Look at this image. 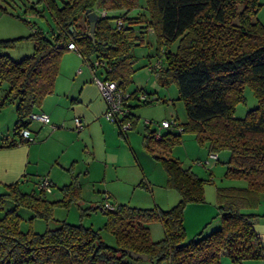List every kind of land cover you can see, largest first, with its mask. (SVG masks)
Returning a JSON list of instances; mask_svg holds the SVG:
<instances>
[{"label":"trees","instance_id":"16d2710c","mask_svg":"<svg viewBox=\"0 0 264 264\" xmlns=\"http://www.w3.org/2000/svg\"><path fill=\"white\" fill-rule=\"evenodd\" d=\"M38 2L46 6L54 29L46 34L30 26L28 36L0 41V48H11L24 39L33 47L32 54L19 61L0 54V84H7L0 107L13 103L16 117L12 139L0 147L29 144L21 141L19 131L28 129L29 115L53 92L69 42L86 64L104 63L97 70L98 77L129 92L125 105L134 128L138 117L132 110L158 100L146 91L128 90L135 71L132 51L152 35L155 56L164 58V64L152 73L161 86H176L187 122L178 124L181 131L164 128L161 134L146 126L142 142L162 165L166 187L176 190L179 200L169 210L124 204L110 211L100 207L105 215L102 228L115 238L112 247L103 242L100 229L83 224L63 221L42 234L20 231L17 209H28L34 217L48 220L54 206L80 200L79 177L71 169L70 181L60 188L62 198L57 201L48 200L39 188L25 192L19 182L3 185L0 210L7 201L14 209L0 217V264H130L126 261L130 252L147 255L151 264H223V256L231 264L264 261V243L253 230L264 218L257 211L264 195V24L254 20L261 8L259 0H144L145 15L99 17L95 43L85 34V11L94 10L97 0ZM29 10L43 17L35 7ZM115 20L122 22L121 29L115 27ZM174 43L175 50H169ZM245 87L252 91L257 105L243 118H236L235 107L243 101ZM141 93L146 95L144 100L139 99ZM183 132L193 133L209 154L228 150L225 176L247 182L246 187L217 188L220 228L189 240L183 211L188 203L203 202L204 180L168 155ZM152 221H158L163 230V238L156 242L148 228Z\"/></svg>","mask_w":264,"mask_h":264},{"label":"rangeland","instance_id":"374dc122","mask_svg":"<svg viewBox=\"0 0 264 264\" xmlns=\"http://www.w3.org/2000/svg\"><path fill=\"white\" fill-rule=\"evenodd\" d=\"M28 1L0 0V41L16 39L20 36L26 37L32 32L30 26L39 28L46 34L54 29V23L45 8L46 6L38 2V0ZM55 1L61 4V0ZM116 1L119 2L120 0ZM122 1L124 2V0ZM125 1L133 4L132 9L130 8L131 16H138L137 14L141 12V6H144V0ZM259 3L261 8L254 20L264 24V0H259ZM29 7H35L37 11L42 13L43 17L33 15ZM147 40L144 45L137 46L132 51L135 71L132 74V83L128 90H143L150 93L151 97H157L158 100L148 105L140 104L132 110V114L138 117V120L134 128L127 131V134L131 135V146L127 145L129 154L127 153L126 161H129L130 164H127L124 155H122L121 168L114 169L107 163L109 168L106 170L103 168L100 171L99 166L92 164V169L87 177H81L78 173H75L79 176L80 200L77 203L71 202L67 206H54L51 218L48 220L34 217L33 213L28 209H17V213L21 218L19 225L21 232L32 230L35 233L42 234L46 230L57 228L63 221L73 225L83 224L94 229H100L103 242L114 247L116 244L114 236L102 228L105 222V215L100 207H102L105 196H108L107 200L113 206L118 204L135 208H152L156 206L162 210H169L177 204L179 200L177 191L166 187V174L162 165L154 158L151 152L145 149L142 140L143 135L146 133L145 121H151L148 126L149 130L161 134L166 131V129L159 128V124L163 119L175 121L177 124H184L187 122V115L183 102L178 100V91L174 84L166 87L159 84L158 88L153 86L154 75L148 70V67L154 66L158 61L163 65L164 58L161 56L160 59H157L155 56L154 38L152 35L148 36ZM175 48L176 43L172 44L169 50L174 51ZM32 50V43L24 39L15 42L11 48H0V54H7L12 60L19 61L23 57L31 55ZM97 73L100 75V71ZM6 90L7 84H0V100L4 97ZM256 105V99L252 91L245 87L243 101L239 102L235 107V117L243 118ZM0 110H2L1 126L4 132L12 135L16 119L15 105L13 103L8 104ZM35 125L34 123L31 127L34 128ZM113 125L117 127L115 124ZM123 140L125 141L124 138ZM114 145L112 144L108 148L111 154H116L117 152ZM51 149L52 147L47 146L48 151H51ZM101 151H103V148H101ZM132 151H135L138 162L135 160L136 158L134 159ZM208 154L206 147L199 145L195 135L190 132L181 133L180 142L173 146L168 153L170 157L177 158L183 167H190L194 174L204 180L203 202L188 203L184 207L183 226L187 240L199 238L220 228L221 221L218 217L216 202L217 188H241L247 186V182L244 179L227 178L225 176L226 163L230 156L228 150L219 151L217 153V161H212L207 167H201L195 163L198 160H205ZM97 164L100 165L99 163ZM79 166H83V164L81 163ZM102 167L104 166L102 165ZM116 173L121 174V176L118 178ZM62 186V183L51 186V192L46 194V198L50 201L60 200L62 194L59 188ZM23 187V191H29L33 184L30 182L26 187ZM12 209H14L13 203L7 201L3 209L0 210V217L4 211ZM257 211L264 214V195L261 196ZM148 228L153 242L163 238L162 226L158 221L150 222ZM126 261L130 264H151L149 260H136L130 256L126 257ZM246 261L253 262L254 260ZM222 262L223 264H231L226 256L222 257Z\"/></svg>","mask_w":264,"mask_h":264},{"label":"crops","instance_id":"0c3cea01","mask_svg":"<svg viewBox=\"0 0 264 264\" xmlns=\"http://www.w3.org/2000/svg\"><path fill=\"white\" fill-rule=\"evenodd\" d=\"M27 2L29 1L27 0ZM132 7V2L128 3L125 0L124 2L122 0L119 2L116 0H97L94 11L99 13L100 10L104 9L107 15L112 17L131 16L130 8L132 9ZM140 11L137 15H145L144 6H141ZM31 13L38 17L41 15L32 10ZM152 83L154 87L158 88L159 84L155 75ZM2 100L3 98L0 103ZM5 106L0 107V109ZM105 108L106 103L93 82V75L89 66L83 62L79 54L67 50L60 59L53 92L44 99L41 107L35 111L46 114L50 120L49 124L36 121L30 123L28 130L34 138L32 143L0 147V192L4 191L3 185L16 182L20 183L22 190L23 186L26 187L31 182L33 187L25 192L36 191L40 177H48L51 186L60 183L64 186L70 179L68 169H71L73 173H78L81 177H87L92 169V164L99 166L100 171L103 168L105 170L109 168L107 163L114 169L121 168L122 155L126 161L127 153L129 154L127 145L131 146V135L127 134L128 132L124 135L121 134L117 129L118 127L104 119ZM1 113L2 110H0V119ZM75 118H79L83 125L79 131H75ZM34 123L36 125L32 128ZM149 124L144 125L149 126ZM11 139L12 135L4 132L0 122V144ZM112 144H115L116 154H111L108 151ZM47 146L52 147L51 151L47 150ZM132 152L134 159L136 158L135 160L138 162L135 151ZM86 161H88L87 164ZM81 163L83 166H79ZM128 163L130 164L129 161ZM116 176L119 178L121 174L116 173ZM253 230L264 243V218L260 223L254 225ZM163 264L166 263L163 262ZM243 264H264V261H245Z\"/></svg>","mask_w":264,"mask_h":264},{"label":"built area","instance_id":"2783aa9c","mask_svg":"<svg viewBox=\"0 0 264 264\" xmlns=\"http://www.w3.org/2000/svg\"><path fill=\"white\" fill-rule=\"evenodd\" d=\"M106 14L107 13L104 9L100 10L98 13L99 17H104L106 16ZM114 24L118 30L122 28V22L120 20H115ZM67 50L74 51L79 54L76 46L72 42H69L67 44ZM103 65L104 63L99 60H95L91 65H88L93 75V82L100 91L106 103L103 117L105 120L115 124L122 133H126L133 128L132 122L127 118L129 109L125 105L127 99L129 98V92L119 89L114 81H106L98 77L97 70ZM160 66L161 63L158 61L154 66L148 67V69L150 71H153L154 69L160 68ZM145 98L146 95L144 93H141L139 95V99L144 100ZM29 119L31 121H36L42 124H49L50 121L49 117L46 114L37 112L31 113L29 115ZM149 123V121H145V124ZM74 126L75 131H79L83 127L79 118L74 119ZM159 128H175L177 131H181V128L175 121L168 120L161 121ZM19 137L23 142H34V138L31 136V132L28 129H21L19 131ZM158 137L159 136H156V138ZM216 159L217 155L210 153L205 160H198L195 161V163L201 167H207L212 161H216ZM38 188L45 193L51 192V184L48 177L39 178ZM107 198L108 196L104 197L105 200L102 203V209L110 211L113 209V205L109 203Z\"/></svg>","mask_w":264,"mask_h":264},{"label":"water","instance_id":"95a60500","mask_svg":"<svg viewBox=\"0 0 264 264\" xmlns=\"http://www.w3.org/2000/svg\"><path fill=\"white\" fill-rule=\"evenodd\" d=\"M98 18H99V15L96 11L91 10V9H87L85 11V19L88 23V31L85 34L93 43H95L94 32H95V26H96V22ZM71 30H72V27L70 28V31ZM129 256L133 259L142 260V261H147L148 259L147 255L145 254H139V253H133V252H130Z\"/></svg>","mask_w":264,"mask_h":264}]
</instances>
